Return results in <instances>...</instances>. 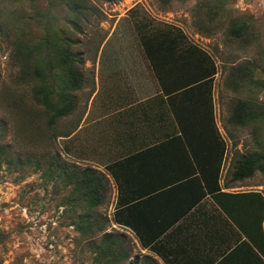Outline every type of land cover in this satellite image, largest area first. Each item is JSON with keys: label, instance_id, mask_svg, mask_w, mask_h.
<instances>
[{"label": "crops", "instance_id": "obj_1", "mask_svg": "<svg viewBox=\"0 0 264 264\" xmlns=\"http://www.w3.org/2000/svg\"><path fill=\"white\" fill-rule=\"evenodd\" d=\"M111 61L97 64L101 81L87 124L70 132V155L113 184L126 264H264V173L239 178L241 156L226 166L225 153L215 181L224 138L214 89L192 90L195 66L179 55L156 68Z\"/></svg>", "mask_w": 264, "mask_h": 264}, {"label": "rangeland", "instance_id": "obj_2", "mask_svg": "<svg viewBox=\"0 0 264 264\" xmlns=\"http://www.w3.org/2000/svg\"><path fill=\"white\" fill-rule=\"evenodd\" d=\"M63 1L41 0L39 7L47 8L54 4L60 15V25L66 26L71 12ZM88 4L90 11L87 19L80 20L81 31H67L70 38L78 40L71 45V50L83 60L82 64L77 63L83 74V86L75 92L77 109L73 116L63 119L54 129L62 136L58 135L52 141H46L43 136L44 140L36 142V133L28 124L19 117H7L8 131L4 143L12 152L23 157H46L42 159L38 171L34 167H1L0 236L3 240L0 243V264H93L94 254L84 238L86 235L72 225L80 214L85 216L86 212L81 208L80 212L77 209L73 211L72 204L63 205L72 185L57 177V169L63 163L79 168L91 167V164L76 161L70 155L72 144L66 134L70 135L79 119H84L90 97L98 88L97 81L101 79L96 78L97 64L100 61L109 64V61L113 62L111 60L147 59L145 51L140 52L138 48L144 47L143 35L155 29L156 24L182 29L188 42L206 51L215 61L217 73L213 76L212 92L214 89L217 94V114L227 144L226 166L231 156L264 150L263 117L258 123L252 122L243 127L231 120L238 100L252 97L264 106V0H175L169 4L161 0H88ZM30 5L26 6L29 13ZM136 20L150 22L152 27L140 31ZM232 24L243 26L234 36L230 32ZM30 26L29 32L40 34L36 22ZM180 46L181 50L166 54L165 59H177L179 55L192 68L201 63L203 56L198 50H190L189 44ZM173 62L178 65V60ZM203 65L210 69L207 62ZM246 65L251 68L254 80L248 87L235 91L230 83L231 74ZM20 71L9 52L0 48V95L4 90H16L23 92L29 101V84L21 87L17 82ZM10 95L16 94L11 92ZM25 108L30 112L28 107ZM87 122L88 119L84 124ZM49 160L54 163L49 164ZM261 179L258 175L255 177V180ZM114 192L112 184L110 202L100 206L98 211L108 224V231L118 234L119 229L112 222Z\"/></svg>", "mask_w": 264, "mask_h": 264}, {"label": "trees", "instance_id": "obj_3", "mask_svg": "<svg viewBox=\"0 0 264 264\" xmlns=\"http://www.w3.org/2000/svg\"><path fill=\"white\" fill-rule=\"evenodd\" d=\"M40 1L0 0V48H5L19 65L21 71L17 76L18 84L21 87L29 84L30 87V94L27 96L29 101L23 92L18 91V93L16 90H4L3 95H0V170L3 165H7L17 169L34 167L35 171H38L42 159L46 157L40 158L37 155L23 157L12 152V149L4 143L8 131L7 117H19L28 124L33 133H36V142L40 139L44 140L43 136L46 141H52L60 135L54 129H57L63 119L72 116L76 111L75 92L83 86V74L77 65V63L82 64L83 60L71 50V45L76 44L78 40L70 38L67 31L69 29L81 31L80 20H86L90 11L88 0L63 1L71 12L66 26L60 25V15L54 4L47 8L39 7ZM161 1L169 4L175 0ZM29 3H31L30 13L26 7ZM208 17L211 15L208 14ZM32 22H36L37 28H40V34L37 31L29 32ZM135 24L140 31L152 27L150 22L140 23L139 20H136ZM154 27L155 29L142 37L146 58L153 62L156 68L158 64L155 61L158 58L165 59L166 54L181 50L180 45L189 44L190 50H198L203 58L200 59L201 63L195 66L187 83H191L192 90L208 87L211 92L217 66L209 54L188 42L182 29L158 24ZM242 28V25L232 24L230 32L234 36ZM203 62H207L210 69L209 66L205 67ZM252 73L248 65L237 68L231 74V87L235 91L241 87H248L251 80H254ZM11 92H15L16 95H10ZM25 107H28L30 112ZM262 117L264 118V106L252 97H248L238 100L235 104L231 120L243 127L252 122L258 123ZM36 128L39 130L36 131ZM221 140L223 148L220 163L215 172L216 182L226 150V143L224 139ZM48 163L54 162L49 160ZM233 165L239 178L249 177L258 171L264 173V150L243 154ZM115 166H110L109 169L119 183ZM57 173V177L72 185L70 194L64 199L63 205L72 204L70 206L73 211L80 212L81 208L84 213L86 212L85 216L80 214L79 219H76L72 225L86 235L84 238L87 239L94 254L93 264H126L130 254L126 242L123 237L108 231V224L103 221L102 214L98 211L100 206L106 205L109 201L110 186L107 177L92 167L79 168L67 162L60 165ZM113 220L116 223L120 222L117 212L114 213ZM2 237L0 236V243L3 240Z\"/></svg>", "mask_w": 264, "mask_h": 264}]
</instances>
